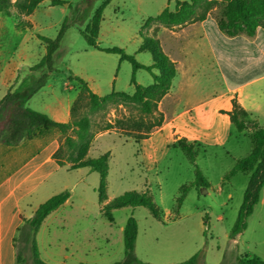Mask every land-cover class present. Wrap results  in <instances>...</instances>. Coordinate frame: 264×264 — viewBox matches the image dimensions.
Segmentation results:
<instances>
[{"label": "rangeland", "instance_id": "1", "mask_svg": "<svg viewBox=\"0 0 264 264\" xmlns=\"http://www.w3.org/2000/svg\"><path fill=\"white\" fill-rule=\"evenodd\" d=\"M63 1V6L56 7L49 1L42 3L31 18L34 25L22 20L18 14L9 16L0 12V100L9 91L20 92L32 87L42 78L40 73H48L47 70L33 73L30 69L42 61L44 49L39 37L55 39L66 19H69L71 28L55 55L56 72L51 73L49 83L52 86L39 94L27 108L45 114L40 110L46 111V106L56 103V99L77 97L81 86L70 79L72 75L83 79L102 97L113 92L130 95L135 92L132 64L121 61L119 55L93 49L81 33L106 0ZM167 8L176 10V1L112 0L104 12L99 45L124 49L141 64L152 62L150 53H139L143 43L141 33L151 36L149 29H144L145 25ZM214 11L220 17L222 7ZM153 23L150 27L157 25ZM153 79L145 70L136 74L137 82L143 86L152 85ZM10 82L14 83L9 89ZM79 117L91 121V136L71 148L67 139L77 140L73 131L65 135L54 132L56 137L61 135L58 161L65 165L51 177L48 186L23 202L25 215H29L54 196L66 191L71 193L70 203L51 214L36 236L38 254L44 262L62 264L61 256L66 254V248L75 255L68 264L122 262L125 259L122 228L132 217L139 226L136 255L140 264H186L196 256L197 264H239L245 257L264 260V189L259 204L249 217L247 229L238 238L231 236L251 176L239 174L228 182L224 179L238 160L251 153L253 144L247 136L239 134L234 127L229 142L199 150L197 163L210 188L191 190L176 212L182 187L196 180L194 166L182 148H166L156 159L144 141L122 131L104 132V128L118 118L141 117L138 105L127 100L110 103L97 112H91L83 103ZM249 120H253L251 115ZM107 153L111 154L110 173L103 202L100 200V174L91 172L87 176L71 167ZM50 168L48 165L44 171ZM131 191L150 192L161 210V219H156L145 207H129L114 211V223H111L105 216L104 207L109 201ZM27 229L25 226L20 232L17 247L27 263L33 264V234L28 230L29 236H23Z\"/></svg>", "mask_w": 264, "mask_h": 264}, {"label": "trees", "instance_id": "2", "mask_svg": "<svg viewBox=\"0 0 264 264\" xmlns=\"http://www.w3.org/2000/svg\"><path fill=\"white\" fill-rule=\"evenodd\" d=\"M45 1L51 2L53 6H63V0H0V10L9 13L11 8H17L21 13L32 15ZM176 1V10L165 9L155 20L162 26L169 29H178L188 24L205 21L210 12L218 7H222V14L219 19V28L229 37L247 35L254 37L259 28H264V0H190L188 2ZM112 2H106L96 11L92 21L85 31H81L90 47L108 54L119 55L121 61L129 62L133 66L134 76L132 84L135 86L133 95L113 92L105 97L95 94L88 84L81 78L72 75L70 79L77 81L81 86V94L72 109V119L69 123H59L51 119L48 115L36 112L27 108V103L42 88L46 86L50 74L56 72L55 55L59 51L62 41L71 28L69 19H66L55 39L40 36L39 39L45 44L47 53L42 61L31 68L33 73L47 70L48 73L33 84L32 87L23 89L20 92L9 91L0 102V146L14 147L24 141L33 140L38 134L44 131L56 129L62 134L73 131L77 140L68 137L67 142L71 148H75L78 142H85L91 136V121L87 117H79L80 106L86 103L91 112L104 110L110 103L119 104L122 101H130L138 105L141 117L134 119L131 117L120 119L115 123H110L104 128V132L122 131L128 136H134L138 141L147 139L154 130L163 126L165 116L159 110V104L171 92L173 83L178 76V69L175 62L165 53L160 40L157 38L158 29L155 34L143 37V43L139 53H150L153 56V65L145 66L138 62L135 56L129 55L121 48H103L98 40L101 31V24L105 9ZM153 21H149L147 26ZM29 27H32L31 25ZM140 70H145L152 74L154 85L145 87L136 80V74ZM234 108L227 114L231 122L239 133H244L253 144L252 151L246 158L236 162L235 168L225 177L228 182L239 174L250 175L249 187L244 196V203L239 212L238 219L232 230L233 239L238 238L248 227L249 217L253 214L255 207L259 204L261 193L264 189V128L257 120H249V113L234 101ZM179 146L189 156L195 169L196 180L189 186L181 189V196L177 200V209H181L187 195L193 189H208L210 183L204 177L198 165L199 149L194 144H190L187 139H181ZM58 153L55 158L58 161ZM111 154L107 153L95 159H88L75 164L74 169L89 168L92 172H97L101 176L100 194L101 201H105L108 191V178L110 173ZM59 166L64 163L58 161ZM71 199V193L66 191L54 196L46 203L42 204L34 217L26 221L28 229L24 233V238L29 236L28 230L32 232L33 241V264H48L44 262L39 254L36 243V236L46 221V219L65 205ZM129 207H145L149 209L156 219H161V210L154 201L150 192H127L119 198L106 204L104 213L107 219L114 223L112 213L116 210ZM23 229H21L22 231ZM125 234V259L116 264H140L136 255L137 241L139 236V226L135 218H130L124 230ZM198 256L194 257L186 264H197ZM17 264H28L26 258L18 251ZM239 264H264V260L254 258H242Z\"/></svg>", "mask_w": 264, "mask_h": 264}, {"label": "crops", "instance_id": "3", "mask_svg": "<svg viewBox=\"0 0 264 264\" xmlns=\"http://www.w3.org/2000/svg\"><path fill=\"white\" fill-rule=\"evenodd\" d=\"M0 12L9 16L18 14L22 20L34 25L31 21L34 14H22L15 8L9 13ZM215 12L211 11L203 22L174 30L155 21L161 13L149 20L157 25L144 27L149 29L151 37L158 29L157 38L178 69L171 92L159 104V110L165 116L163 126L142 140L156 159L166 148H180L181 139H187L199 150L229 142L235 126L227 113L233 110L235 100L264 128V28H259L254 37L245 34L229 37L220 30L221 15L216 16ZM42 46L44 52L41 59L47 53L44 43ZM153 63L143 65L152 66ZM51 77L52 74L46 86L27 105L52 86L49 84ZM13 83L10 82L7 87L10 89ZM93 92L102 97L95 90ZM80 94L75 98L56 99V103L46 106V111H40L56 122L69 123ZM53 130L56 129L44 131L18 146H0V264H17L19 234L26 226L25 220L32 219L39 209L25 215L23 202L48 186L51 177L65 165L59 166L55 158L61 135L56 137L54 132L58 130ZM241 135L246 136L244 133ZM48 165L51 168L44 171ZM71 169L85 172L87 176L92 172L89 168ZM70 247L73 249V245ZM65 250V255L59 252L62 253V264H68L75 257L74 252Z\"/></svg>", "mask_w": 264, "mask_h": 264}]
</instances>
